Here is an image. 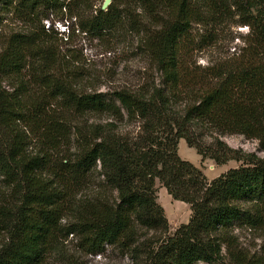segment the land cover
I'll return each mask as SVG.
<instances>
[{"label": "trees", "instance_id": "trees-1", "mask_svg": "<svg viewBox=\"0 0 264 264\" xmlns=\"http://www.w3.org/2000/svg\"><path fill=\"white\" fill-rule=\"evenodd\" d=\"M87 5L0 0V24L11 15L24 25L0 53L10 88H0V177L9 191L0 199V264H44L70 234L86 254L109 245L135 264H264L234 234L264 231V157L221 139L243 135L264 150V0H111L96 8L86 29L105 35L127 26L160 73L157 84L113 91L82 89L57 33L42 23ZM194 24L248 32L238 53L200 66ZM46 102L52 108L31 139L23 123ZM72 115L94 121L77 125ZM130 122L139 126L133 136L121 130ZM181 138L217 165H242L209 181L179 157ZM157 183L191 211L172 233Z\"/></svg>", "mask_w": 264, "mask_h": 264}, {"label": "rangeland", "instance_id": "rangeland-1", "mask_svg": "<svg viewBox=\"0 0 264 264\" xmlns=\"http://www.w3.org/2000/svg\"><path fill=\"white\" fill-rule=\"evenodd\" d=\"M87 6L81 10L58 12L50 14L42 21L45 28L50 27L57 33V45L60 53L67 54L70 60L71 72L82 89L97 91H113L117 88L128 87L138 90L149 83L157 84L160 73L149 58L146 47L140 43L137 34L127 26L116 29L111 34L101 35L86 29L87 19L104 0H86ZM111 2V1H110ZM11 15L2 19L0 24V53L11 32L23 27ZM128 28V29H127ZM248 32L247 26L226 25L222 28L212 26L192 25L191 36L199 48L193 56L196 63L206 66L236 54L244 45V38ZM68 59V58H67ZM0 88L10 89L0 76ZM52 105L44 103L40 110L29 115L23 125L26 136L34 139L45 117L47 118ZM53 109H55L53 107ZM60 112L62 111H55ZM67 118V117H66ZM72 115L75 124L83 121L92 122L94 118ZM76 126V125H75ZM139 129L137 122L122 125L123 133L133 136ZM229 146L253 152L264 157V150L259 148L256 139L245 138L239 134H225L221 136ZM179 157L201 169L210 181L226 172L230 168L239 167L241 161L229 160L217 165L210 158H202L194 147L187 144L184 138L178 142ZM157 201L163 206L169 221L170 233L181 224L187 223L191 214L187 204L172 200L164 193V188L157 183ZM9 191L3 187L0 177V199H5ZM9 198V197H7ZM150 234V233H148ZM234 234L237 244L251 254L264 256V231L248 228H236ZM3 236H0V243ZM57 248L50 254L44 264H135L128 252L117 247L105 246L98 254H86L77 247V242L71 234L66 238L60 237ZM196 264H204L202 262Z\"/></svg>", "mask_w": 264, "mask_h": 264}, {"label": "water", "instance_id": "water-1", "mask_svg": "<svg viewBox=\"0 0 264 264\" xmlns=\"http://www.w3.org/2000/svg\"><path fill=\"white\" fill-rule=\"evenodd\" d=\"M111 0H104L101 9L106 10L107 6L110 4Z\"/></svg>", "mask_w": 264, "mask_h": 264}, {"label": "bare ground", "instance_id": "bare-ground-1", "mask_svg": "<svg viewBox=\"0 0 264 264\" xmlns=\"http://www.w3.org/2000/svg\"><path fill=\"white\" fill-rule=\"evenodd\" d=\"M163 190H164V193H167L165 189H163Z\"/></svg>", "mask_w": 264, "mask_h": 264}]
</instances>
